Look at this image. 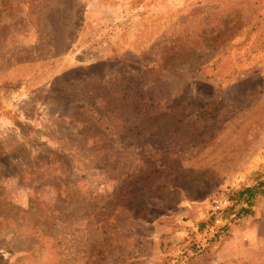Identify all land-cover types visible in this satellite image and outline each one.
<instances>
[{
  "label": "rangeland",
  "instance_id": "obj_1",
  "mask_svg": "<svg viewBox=\"0 0 264 264\" xmlns=\"http://www.w3.org/2000/svg\"><path fill=\"white\" fill-rule=\"evenodd\" d=\"M259 181L264 0H0V264H264Z\"/></svg>",
  "mask_w": 264,
  "mask_h": 264
},
{
  "label": "trees",
  "instance_id": "obj_2",
  "mask_svg": "<svg viewBox=\"0 0 264 264\" xmlns=\"http://www.w3.org/2000/svg\"><path fill=\"white\" fill-rule=\"evenodd\" d=\"M158 83H160V81H158ZM123 84H124V80H122L121 82H117L116 86H115V91L112 94L117 96L119 99L126 100L129 104H132V100L130 102V98H131L132 94L134 93V89H133V87L132 88L130 87L131 83H128L126 85H123ZM139 85L140 84H137V86H139ZM159 87L164 92L169 90V89H167L165 84H163V87L160 84ZM89 93L90 92H87V94H89ZM100 93H102V92L100 91ZM122 93H124V95L121 96ZM114 116L116 117L115 114H114ZM59 185L62 187V190H61L62 197L66 198V199L69 198L70 193L67 190H69L70 184L68 183V180L65 179L64 181L63 180L60 181ZM235 192H236L235 199H236L237 204L242 205V208L238 211L236 216L241 217V216L247 215L251 212V208H252L253 203L257 197L264 195V182L259 181L252 186L237 189V190H235ZM205 228H206V226L202 225V227H200V230L203 231Z\"/></svg>",
  "mask_w": 264,
  "mask_h": 264
},
{
  "label": "built area",
  "instance_id": "obj_3",
  "mask_svg": "<svg viewBox=\"0 0 264 264\" xmlns=\"http://www.w3.org/2000/svg\"><path fill=\"white\" fill-rule=\"evenodd\" d=\"M225 205H227V202L225 200H218V201H216L217 208H222Z\"/></svg>",
  "mask_w": 264,
  "mask_h": 264
}]
</instances>
